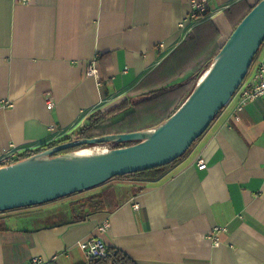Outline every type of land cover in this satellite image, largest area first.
<instances>
[{
	"label": "crops",
	"instance_id": "crops-1",
	"mask_svg": "<svg viewBox=\"0 0 264 264\" xmlns=\"http://www.w3.org/2000/svg\"><path fill=\"white\" fill-rule=\"evenodd\" d=\"M192 1L0 0V151L74 140L100 108L128 100L140 110L153 91L204 68L215 47L198 61H163L214 16L230 34L223 11L240 0H208L212 11L181 27ZM261 63L264 45L250 77ZM93 65L99 78L88 75ZM242 94L158 180L152 171L0 213V264H89L77 243L105 221L102 240L137 264H264V98L241 107ZM109 187L119 208L75 222L70 204ZM217 227L219 246L207 237Z\"/></svg>",
	"mask_w": 264,
	"mask_h": 264
},
{
	"label": "water",
	"instance_id": "water-1",
	"mask_svg": "<svg viewBox=\"0 0 264 264\" xmlns=\"http://www.w3.org/2000/svg\"><path fill=\"white\" fill-rule=\"evenodd\" d=\"M264 44V0L232 32L185 102L154 128L76 138L0 168V213L42 205L181 158L231 102ZM106 143L123 146L76 155Z\"/></svg>",
	"mask_w": 264,
	"mask_h": 264
},
{
	"label": "trees",
	"instance_id": "trees-1",
	"mask_svg": "<svg viewBox=\"0 0 264 264\" xmlns=\"http://www.w3.org/2000/svg\"><path fill=\"white\" fill-rule=\"evenodd\" d=\"M260 1L261 0H240L239 2L233 4L223 11L226 20L232 27V32L249 14V12L256 5H258ZM206 15H208V13H206ZM218 22L219 18L217 16H214L211 19L197 25L188 34L185 41L178 47V49L163 61L164 63H166L167 61L179 57L183 61L185 58L190 61H198L204 58L211 48L215 47V53L209 59V61H207L204 68L197 71L192 76L180 83H176L168 87H161L160 89L153 91L150 95V100H148V102L146 103L143 102V106L141 108L142 110H139L137 108L141 106V104L135 105L132 103H128V100H123L115 105H110L106 109L100 108L89 117L88 124L79 131L77 138L90 139L110 134L131 133L154 128L155 126H158L159 124L167 120L191 95L197 85L199 78L210 67L214 58L232 34V32L230 34L225 33L224 30L221 29V26ZM259 52L260 50L258 51L251 68L255 64ZM130 106H135V112L126 115L122 120L115 124H111L108 126L103 125V123H106L117 115L127 111ZM139 111L142 113V115L139 113ZM222 111L220 112V114L222 113ZM218 116L216 117V119L218 118ZM69 141L72 140L65 139L62 141L52 142L48 145L42 146L40 149L29 151L25 157L31 156L33 154L42 152L61 143ZM118 146L120 147L122 146V144H119ZM189 150L181 158L177 159L171 164L153 169L152 171L158 172L156 180L163 177L166 169L171 165L177 164L183 157L186 156ZM142 174L145 173L140 172L127 176H118L109 180L108 182L114 179H125L127 177L139 176ZM70 207L72 213L74 214V221L79 222L84 220L89 214L94 212L115 211L119 208V202L115 189L113 187H109L99 194L76 200L75 202L70 204ZM1 230H5V228H1ZM110 251L111 255L109 257L96 258L89 264H137L132 258L118 249L110 248Z\"/></svg>",
	"mask_w": 264,
	"mask_h": 264
},
{
	"label": "built area",
	"instance_id": "built-area-1",
	"mask_svg": "<svg viewBox=\"0 0 264 264\" xmlns=\"http://www.w3.org/2000/svg\"><path fill=\"white\" fill-rule=\"evenodd\" d=\"M26 1V0H25ZM211 6L208 0H194L192 1V11L186 21L181 23L180 26L184 27L187 22H193V20L197 19L199 16H204L206 13H210ZM88 75L99 78V70L97 66L93 65L88 70ZM243 90L242 100L240 106L254 102L257 99L264 98V63H261L257 66L255 74L253 76H248L244 80L240 89L237 93ZM46 104L48 109L54 108V102L52 98H47ZM119 144L116 143H106L100 146H103L106 150L118 148ZM123 146V145H122ZM121 147V146H120ZM31 151V149H22L16 147L14 145L9 146L8 149L0 151V168L7 167L12 165L24 158H26V154ZM197 165L200 170L207 169V164L204 159L198 158ZM140 205L138 203L134 204V208L139 209ZM110 227V222L105 221L98 227V235L91 236L86 239H83L77 243V246L80 247L86 254L88 263L96 258H107L111 255V251L107 244L100 236L104 234L108 228ZM225 229L222 227L214 228L207 235L208 240L211 241L214 245H220L219 234L224 232ZM56 259V256L53 258ZM33 263L35 264H47V262L43 261V259L36 258Z\"/></svg>",
	"mask_w": 264,
	"mask_h": 264
},
{
	"label": "bare ground",
	"instance_id": "bare-ground-1",
	"mask_svg": "<svg viewBox=\"0 0 264 264\" xmlns=\"http://www.w3.org/2000/svg\"><path fill=\"white\" fill-rule=\"evenodd\" d=\"M106 152V149L103 146L96 145L84 148L78 153H75L76 155H92V154H101Z\"/></svg>",
	"mask_w": 264,
	"mask_h": 264
},
{
	"label": "rangeland",
	"instance_id": "rangeland-1",
	"mask_svg": "<svg viewBox=\"0 0 264 264\" xmlns=\"http://www.w3.org/2000/svg\"><path fill=\"white\" fill-rule=\"evenodd\" d=\"M103 125H109V124H106V123H104ZM105 127V126H104ZM82 148H87V146H85V147H82ZM150 172H152V170H148V171H145L144 173H150ZM65 215L64 214H62V213H60V217H57L58 219H64L65 217H64Z\"/></svg>",
	"mask_w": 264,
	"mask_h": 264
}]
</instances>
